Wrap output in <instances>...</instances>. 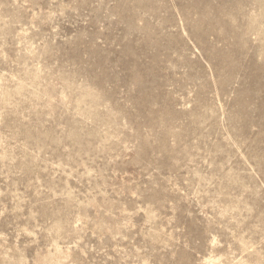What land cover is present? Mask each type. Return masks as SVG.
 Returning a JSON list of instances; mask_svg holds the SVG:
<instances>
[{
    "label": "rangeland",
    "instance_id": "1",
    "mask_svg": "<svg viewBox=\"0 0 264 264\" xmlns=\"http://www.w3.org/2000/svg\"><path fill=\"white\" fill-rule=\"evenodd\" d=\"M0 264H264V0H0Z\"/></svg>",
    "mask_w": 264,
    "mask_h": 264
}]
</instances>
